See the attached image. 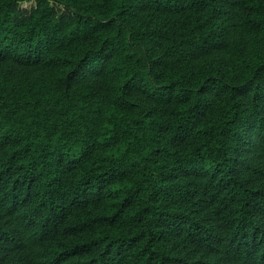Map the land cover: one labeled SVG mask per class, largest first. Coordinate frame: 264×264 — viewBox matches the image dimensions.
I'll use <instances>...</instances> for the list:
<instances>
[{"label":"trees","instance_id":"1","mask_svg":"<svg viewBox=\"0 0 264 264\" xmlns=\"http://www.w3.org/2000/svg\"><path fill=\"white\" fill-rule=\"evenodd\" d=\"M28 1L0 0V264H264V0Z\"/></svg>","mask_w":264,"mask_h":264},{"label":"rangeland","instance_id":"2","mask_svg":"<svg viewBox=\"0 0 264 264\" xmlns=\"http://www.w3.org/2000/svg\"><path fill=\"white\" fill-rule=\"evenodd\" d=\"M35 6V2L34 0L28 1V2H21L19 3V7L21 10L26 11V12H30V10ZM58 9L61 12H64L65 10L62 7H58Z\"/></svg>","mask_w":264,"mask_h":264}]
</instances>
